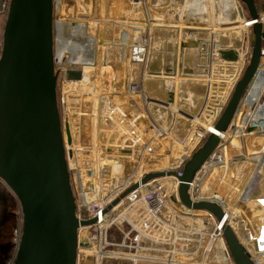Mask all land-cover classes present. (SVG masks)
<instances>
[{
  "label": "rangeland",
  "instance_id": "rangeland-1",
  "mask_svg": "<svg viewBox=\"0 0 264 264\" xmlns=\"http://www.w3.org/2000/svg\"><path fill=\"white\" fill-rule=\"evenodd\" d=\"M130 1H140V7L138 8L142 10V13H143V15L141 13L142 16L135 15L138 8L136 7V5H133L134 8L128 6L126 4V0H81V1L80 0H54V4H53L54 6V9H53L54 38H55L54 46H55L56 58L57 56L59 58H61L62 56L61 51L63 47H61V45L62 44L65 45L68 41H71V39L75 43H78V44L85 43L89 39L90 40L92 39L94 41V42L92 41L94 45L90 47V54L88 55L85 54L84 56V58H86L87 63L88 62L90 63V59L93 58L94 55L92 53H96L97 55V60H96L97 62L96 64L94 63V65H89L87 63L85 65L68 64L67 59L70 58L71 56L70 54H67L66 59H64L65 62L63 61L67 69L83 71L84 67L86 66L93 67V69L90 68L92 71L90 72L91 83L87 84L89 85L90 88L89 87L85 88V86H80L78 90L76 88L66 89L65 81L69 79L67 76L68 73L66 72V68L65 69L63 68L62 70H59L58 68L57 70L56 69L57 67H55L56 72H58L57 101H58V107H59V111H60V115H61V119L63 123V131H64V139L66 143L67 158L72 163H74L75 161L74 159H76L75 158L76 154H78L82 158L84 154V148H90L93 151V152L91 151L93 153V156H90V163L88 164L82 163V165L78 163H75V164L77 165V167L81 169H83L82 168L83 164L86 166L87 165L97 166L99 164L98 161L100 160V157L98 156L99 155L98 151L100 150L106 151L104 147L109 148V145L112 147L113 143H117V147H115L116 145H114V148L116 150L115 151L116 156H119L118 158H116V160L119 161L116 165H119V163L122 162V166L126 168L125 169L126 176L122 177L123 180L121 179L119 180V182L115 184L114 181H111L112 179L110 180L111 176L108 172H107L108 173L107 175H105V173L103 175L101 174L103 167L104 168H106V166L109 167V163L106 164L102 158L101 160L103 164L100 167L98 166L99 167L98 168L99 178L98 180H96V190L94 191L97 195L98 193L99 195L108 194L110 193V191H112L116 187H121L123 183L125 184V182L127 181H134L138 177L139 171L142 172V173L140 172V174L142 175H145V173L147 172H153V171H161V170L173 171V168L179 165L178 164L179 157L184 152L183 143L185 142L186 137L189 135L191 129L195 130L196 128H201L202 126H205V125H200V124L194 125L193 121L191 120L188 121L187 119L181 118V116H178L180 117V119L178 120V122H176V125L173 126L171 124L174 119L173 112L171 110L167 111L166 110L167 104H165L167 102H170L172 97L173 99L176 97L175 99H176L178 107H180L181 109H185L186 111L193 114L194 116L199 115L201 109L204 108V111H203L204 115H206L207 117L211 115L213 116L212 118L214 119V114L211 113L209 108L208 109L206 108L209 105L204 104L202 107L203 98H204L205 90H206V84H205V80H203V77L201 80H197V81L188 80L185 82H181L182 81L181 80L179 81V83L177 82V80H175L176 75H177L175 72L178 69L175 67L176 58L179 56H181L180 58L181 61H180V66L178 63L177 67L179 66L181 70H184L185 68V71L183 72L185 75L189 73L190 67L192 66H194L193 68L197 69V72L195 71V69L192 71H194L196 74H202V76L204 75L203 72L200 71L201 69L199 67V58L197 55V50H200L199 39L195 38L193 35H190L188 36V38H186L185 40H182L180 43L179 42L180 34L179 33L175 34V32L171 34L167 30L168 27H166V37L160 39L158 44H155L154 41L156 40H151V39L152 38L155 39V36H158L159 34H161V32L164 30L163 28L165 25L158 26L159 25L158 22L160 21H157V20L159 17L155 18L156 16L153 17V15L151 16L148 15L147 9L148 7H150L148 0H130ZM179 1L181 2L179 3L180 6L177 4V6L179 7L183 6L184 3H186L185 0L184 1L179 0ZM202 1H203L202 4L204 5V3L208 4L207 1L209 0H202ZM229 2L232 3L231 6H229L230 10H232L233 7L236 6V10H237L236 17H238V21L237 22L235 21L234 23H232V21L230 23L215 22L216 25L219 26L217 28H227L228 26H238V25L242 26L244 24L243 23L244 22L243 11L241 9L240 1L239 0H229ZM254 2H255L257 11L264 12V0H254ZM242 4L244 6L247 16L250 15L248 8L247 10L245 8L246 7L245 3L242 2ZM166 5L168 4L166 3ZM187 5H186L185 13H184V16H185L184 20L189 19V17L193 19L195 15L197 14V11L194 12L195 10L193 9V6L189 7V5L188 6ZM238 11L241 13V16H239L240 14ZM205 14L206 13L203 10L201 15L200 16L198 15V17L202 18ZM163 19H165V17ZM208 20H211V15L208 16L207 21ZM190 24H194V23L193 22L187 23L186 26L191 27L189 29H192L193 28L192 26H197V25H190ZM3 28L0 30V55H1L2 44H3ZM138 28H140L139 30H142L143 32V33L140 32V35L142 34V36L144 37L145 36H147V38L149 37L148 39L149 45L152 44L151 43L152 41L154 43L152 44V46L155 45V47L151 46V48H149L150 56H149L148 68L146 71H145L146 65L142 63L132 62L131 60H129V58H125L123 56L124 47L128 45L127 43H129L128 47L129 46L131 47V45H133L132 44L133 40H135L134 37L139 34L137 31ZM189 29L187 30V32L192 31ZM124 30H128L129 36H130V39H129L130 42H126V44L120 41V40L124 41L123 39H126L125 37H122ZM198 30L202 31L203 29L198 28ZM198 30L196 31V33L198 32ZM238 30H239L240 35H241V32H243L242 36L238 35L240 39L243 41V36H244L243 28H238L235 30V32L233 31L232 33H234V36H235ZM212 33L214 35V32ZM251 33H253V29ZM207 36L209 37L210 34H208ZM220 36H222V34ZM226 36L230 37L231 35L228 32V33H225L224 37L227 38ZM237 39L238 38H235L234 41H229V42H227L226 39H225L226 41L223 39L222 40L223 46L235 45L236 47H239L238 43L240 41H238ZM192 40L194 42H192ZM214 40L217 41L216 35H215V38L212 39V41ZM202 42L203 41L200 40V43ZM204 44H207V43H204ZM250 44H251V41H250ZM177 46L179 47L181 46V51L179 48L177 50ZM262 46L264 47V40L262 41ZM207 47H211L210 48L211 52L213 51V48H215L211 43L207 44ZM150 49H151V53H150ZM194 49L196 50L194 51ZM154 50L158 51L159 53L154 52ZM178 51L179 53L181 52V55L177 53ZM111 52L112 54H110ZM175 52L177 53L178 56L175 54ZM189 52L192 54L191 56H188V58L190 60L193 59L192 61L195 62L194 65L190 62L189 64H187L185 61H182V57H183L182 55L184 53H189ZM224 59L222 57L214 58L212 59V62H211V59L207 58V62L212 63L213 68L217 67L215 76H214L215 79H218L220 77L218 74V68L221 66H224L225 62H227ZM227 60L230 61L228 63H238L239 62V61L232 62L231 59H227ZM61 63L62 62L59 61L57 65H61ZM122 65H125L129 68L128 69L126 67L127 72L124 74L125 76H123L126 81L123 79L122 75H118V73H116V70H119ZM228 70L230 71V69ZM145 72H147L148 76L151 77L150 79L151 84H150L149 78H147L146 81H143V75ZM223 72H221L220 75L224 76ZM181 73L182 72H180V74ZM168 75L171 77V79L174 82L172 84L173 87L169 86L173 88L171 90H169L168 89L169 87L167 86V84H165L167 83L166 78H163ZM138 82L141 83L143 87L142 91L132 92L130 90L131 84L138 83ZM120 84H122V86H120ZM165 85H166V88H165ZM122 89H124V91H122ZM212 89L213 88H211L209 94H212L213 92ZM119 91L120 93H116ZM116 94H119V96H123L121 100L122 102L121 107L124 105V108H118V109L116 108L118 107L116 105L119 102L116 98L117 96ZM105 98L107 99L109 98V100L112 99L111 107L114 109V112L111 110H108V113L110 115V119L112 120V122H114V125L112 124L110 119L107 120L105 118V111H106V108H105L106 103L104 100ZM152 101L153 102L164 101V106L162 107L157 103L156 104L151 103ZM208 102L210 104V99H208ZM263 103H264L263 100H261L258 103V105L263 104ZM95 104L98 106L97 107L98 109L95 108ZM243 105L244 103L240 105L239 110L237 111L232 121L233 123H236V125L240 123L243 115L245 118L249 115L247 111L252 110L253 112V110L255 111L257 107V104H256L253 107H250L249 110L243 111V113L241 114L242 115L241 119L237 122V117L239 115L238 113L243 108ZM211 106H216V105L213 104ZM204 115L202 113L201 117H204ZM213 119H211V121L210 119H208V122H207V120H205L204 118L203 121H206V123L209 124L213 121ZM102 120H104L105 122L103 126L101 124ZM125 122H127L128 125ZM121 123L127 126L122 125ZM109 124L110 125L112 124V126H110ZM71 125L74 126V129L71 128ZM153 125H154V128L158 126L159 129H162L161 134L155 135L154 130H153L154 129ZM112 127L113 129H111ZM67 129H69L70 131L69 135L67 133ZM110 129L114 132L110 131ZM128 130L131 134L128 132ZM233 133L235 132L233 131ZM138 136H141L144 140H148V141H150V139L152 140L154 144L153 154L146 156V154L142 155L140 149H137V150L133 149V146L137 147V145H140L139 140L141 138H138ZM106 142H109L108 146L103 145ZM204 142H205V139H203L202 142L194 149V151H192L191 155H193V153L199 147H201ZM140 147L141 146H139V148ZM95 152H97L98 155ZM101 153L104 154V152H101ZM125 154H128V156H131V157L123 158V156H126ZM167 154L168 156H166ZM252 156L254 157V155ZM230 157H232L231 163L234 162V167H235V168L230 169V172H232L231 174L233 175L232 182L234 185H236L234 189L235 192L232 195L233 198L235 199L234 201H236L235 203L236 205L233 207V210L239 213L245 211L248 214V212L245 209L246 206L242 204V197L244 196L245 192L248 190L247 183L250 182V180L254 177V174L257 172L258 162H256L257 163L255 166L256 168H254V171L251 173V171H249V165L247 168L242 166V164L244 163L243 161L246 159V157H244L243 154L231 153ZM137 158L138 159L140 158L141 163H137L138 162ZM154 158H157L158 160H152ZM122 159H126V160H122ZM154 161H157V162H155V165H152V167L155 166L156 169L150 168L151 166L150 164L153 163ZM172 163H175V164H172ZM137 164L140 165V169L137 170V168H135L136 169L135 170L134 167ZM79 165H81V167ZM184 166H183V169H184ZM106 169L108 170V168ZM260 171L261 172L259 174H261L264 177V168H261ZM203 176L205 178L207 174L203 173L202 175L200 174L198 176L199 178H202L201 182L204 179ZM258 176L257 177L255 176V178L257 179ZM161 179L162 181L168 184V187H171L170 184L173 181V179L170 178V176H166V177L163 176ZM103 183H105V185L109 183L108 190L106 191V193H104L105 191L104 192L102 191L103 188L100 189L98 185V184L102 185ZM262 185L264 186V182L263 183L258 182L257 184L258 187ZM209 186H211L212 190L215 191L216 193L224 195L225 199H226V196L229 195L228 192H223L219 184H216V186L210 184ZM249 191L250 189L247 191V193ZM261 191H262L261 188H259V190L255 192L258 193ZM175 204L177 206L179 205L181 206L180 203H178L179 205L177 203ZM123 207H125V205H123ZM181 207L183 208V206ZM190 212H193V211H190ZM199 212H202V211H199ZM263 215H264L263 212H259L257 213L256 217L258 221L260 222V224L262 225V228L264 230V216ZM182 217L183 219H179L177 223H174L176 226L177 225H181V226L189 225L196 231H200L201 229H203L205 232H202L201 234L205 233V235L208 233L207 231L212 229L211 226H207L208 223L210 224L212 223L213 221L212 219H209L210 222L205 223L202 220H194L193 216L192 217L182 216ZM122 235L123 234L121 233L120 230L112 229L113 239L120 240L122 238ZM263 235L264 234H262L261 236H257V235L253 236V237H257L260 239V242H261L260 245L262 248L264 247V244H263L264 242H262L264 241ZM157 236L160 237V240L164 241L165 245H166V239L169 240V237H170V235L165 236L162 234L160 235L159 233L157 234ZM198 237H199L198 235L192 234V238L197 239ZM206 240L208 241V237L205 238V242L202 243V246L197 253L193 255L182 254V253L173 254L174 260L179 261V262L181 261L187 264L199 263L202 258L201 251L207 243ZM167 247L168 249L172 248L173 250L178 249V247H175V248L172 247L171 244L167 245ZM217 254H219V252L215 251L213 254L214 256L213 258H215ZM159 255L161 254L155 253V256H159ZM165 255L167 257L168 253L166 252ZM89 261H90V264H94L93 257H91ZM106 264H131V263L129 261H117V260L111 259Z\"/></svg>",
  "mask_w": 264,
  "mask_h": 264
},
{
  "label": "water",
  "instance_id": "water-1",
  "mask_svg": "<svg viewBox=\"0 0 264 264\" xmlns=\"http://www.w3.org/2000/svg\"><path fill=\"white\" fill-rule=\"evenodd\" d=\"M252 18H258L254 0H242ZM54 0H10L0 55V178L20 201L23 234L14 264H76L79 222L71 185L63 123L57 101L55 70ZM263 24L253 26L252 57L215 124L228 131L254 78L262 57ZM237 59L234 50L222 51ZM69 79H81L82 70L68 69ZM69 135L70 131L67 129ZM211 133L187 160L182 174L153 171L129 186L106 209L147 181L175 175L180 180L179 197L184 205L224 217L214 201L193 202L189 195L196 172L220 144ZM223 235L235 264H255L227 223Z\"/></svg>",
  "mask_w": 264,
  "mask_h": 264
},
{
  "label": "built area",
  "instance_id": "built-area-1",
  "mask_svg": "<svg viewBox=\"0 0 264 264\" xmlns=\"http://www.w3.org/2000/svg\"><path fill=\"white\" fill-rule=\"evenodd\" d=\"M239 1L241 3V9L243 11V17L246 24L243 41H241L239 47H236L235 45H226V47L219 44L215 47L214 51L210 52L211 47H207V44H204L212 38L211 36H209L207 38L205 37L206 39L204 43H200L199 40L200 50H197L199 67L201 69L200 71H202L204 74L203 80H205L206 84L202 107L204 104L209 105L206 108H209L211 113L214 114V119L211 122V125L214 128L217 120L224 110V106L226 105V103H228L237 82L242 77V74L247 68L252 57L253 46L251 41V32L253 26L256 22H261L264 25V12H258L259 15L256 19L252 18L251 15L247 16L242 4L243 1ZM1 5L3 11L7 13L9 10L10 0H1ZM245 8L247 10V6ZM148 39L149 37L147 38V36H142V39L132 47L130 56H128L129 60L146 65L147 53L149 52L150 48ZM230 49L235 50L237 54V60H240L238 75L232 80V78L226 76L224 72L223 74L225 77L219 74L221 78L219 77V80H215L214 76L217 67L213 68L212 63L207 62V58H210L211 62L214 58H223L222 51ZM261 53L262 57L259 68L245 91L241 105L242 103L246 102L245 99H247L250 95V91L257 79L259 80L262 78V80H264L263 46L261 49ZM123 56L125 58L127 57L125 54ZM58 60L62 62L61 65H57V63H59ZM225 60L229 61L227 59ZM55 67H57V70L58 68L59 70L66 68L64 62L61 61L58 56L57 58H55ZM66 72H68L67 68ZM145 77L146 73H144L143 75V81L145 80ZM210 82L217 83L216 85H218L219 87L220 92H218L219 95L217 98L209 94ZM172 87H169L168 89L171 90L173 89ZM142 88L143 87L141 83L138 82L131 84L130 90L132 92H141ZM209 96L210 104L208 102ZM104 100H108L109 109L106 108L105 118L109 120L110 115L108 113V110L114 112V109L111 107L112 105H110L111 101L109 100V98H105ZM252 100L253 103L256 104H258L261 100H263L264 102V92H261L260 95L256 98L252 97ZM213 104L216 106H211ZM236 126V123L231 122L230 127L226 132H220L215 129L217 131L216 133H218L221 137V142L196 172L189 190V195L193 202L207 200L217 202L222 207L224 212V217L221 221L217 220V218L209 211L195 210L184 205L179 197L180 180L175 175H165V177L173 176V190H171L172 186L168 187V184L166 182L159 180L158 178L160 177L153 178L144 184L140 183L137 188L129 192L124 198L120 200V202L106 211L107 207L121 193H123L129 186H131L132 183L134 184L136 182H139L142 177H144V175L139 174L134 181H127L125 182V184L123 183L121 187L113 189L108 194L97 195L95 192L92 193V180L88 179L87 175L85 174V172L87 173V171H84V169L77 167L75 163H72L67 158L70 170L71 185L75 196L76 217L78 218L79 222L94 219V222L92 223H80L79 225L76 264H90L89 260L91 257L94 258V264H106L111 259L117 261H129L131 264H187L181 261L179 262L174 260L173 254L182 253L193 255L197 253L202 246L201 233L205 232L203 229H201L200 231H196L189 225L176 226L174 224L177 223L179 219H183L182 216H184L185 214H189L190 211H203L207 214L206 216H209L213 219V222L210 224L212 229L207 231L209 232V236H207L208 241L201 251V261L196 264H226L227 261H232L233 264H235L223 235V228L227 223L232 227L239 241L245 247L246 251L250 254V257L252 258L254 263L264 264V247H261L259 238L253 237L251 233L248 235L245 233L244 229L248 227V225L246 224L247 222L244 214L242 212L239 213L237 211H231L224 199H220L214 194H201L200 192V184L202 178H199L198 176L200 174L202 175L203 173L207 174L208 169L212 164L223 162L226 159V153L223 148L222 140L224 139V136L229 132V130L236 129ZM157 127L154 128L153 125L155 135L161 134L162 131V129H159V127ZM196 129H192L190 131L189 135L186 137L185 142L183 143V150L186 151L191 146L190 151L182 159H180L179 157V165L173 168V171H176L180 175L182 174L183 166L192 156V151H194V149L202 142L203 139L206 140V138L211 133L215 132L211 129L205 128V126L198 128L197 132ZM138 138L141 139L139 140L140 145H137V149H140L142 155L146 154L147 156L153 154L154 144L152 140H144L141 136H138ZM139 146L141 147L139 148ZM261 166L262 168H264V163ZM257 174L259 175V172ZM0 183L10 190L17 201V226L13 231L12 238L14 248L11 257L6 262V264H14L23 234V213L20 201L18 200L17 196L7 186L2 178H0ZM259 188H261V186L258 187L255 191L259 190ZM260 193L261 192H258L260 196L264 197V194ZM255 194L257 193L255 192ZM175 203H180L183 208H188L189 213H186V208L183 209L179 204V206H177ZM123 205H125V207H123ZM238 218L241 220L239 232H241L242 237L239 236V233L234 228L233 222ZM112 229L121 231L123 235L120 240L113 239ZM158 233L165 236L170 235L169 240L166 239V245L164 241L160 240V237L157 236ZM192 234H196L199 237L197 239L192 238ZM220 240L222 241V243ZM169 244H171L174 248L178 247V249H168L167 245ZM215 251H218L219 254H217L214 258L217 261L213 262L210 260L214 257L213 254ZM166 252L168 253L167 257L165 255ZM155 253L161 255L155 256Z\"/></svg>",
  "mask_w": 264,
  "mask_h": 264
},
{
  "label": "bare ground",
  "instance_id": "bare-ground-1",
  "mask_svg": "<svg viewBox=\"0 0 264 264\" xmlns=\"http://www.w3.org/2000/svg\"><path fill=\"white\" fill-rule=\"evenodd\" d=\"M81 1V0H80ZM150 0H148V2H149ZM161 1H163V0H151L150 1V3H149V5H150V7H152V13H153V17L154 16H156V18H158V20H163V18L165 17V15H161V14H159L158 15V13H156V14H154L155 13V8L157 9L158 8V6H160V5H157V4H159V3H161ZM78 2V1H77ZM208 2V4H206V3H204V5L202 4L203 3V1L202 0H198V1H196V8L198 9V11H200V12H202L203 10H204V12L206 13V9L208 10V8H209V6L211 5V2H215V3H217V5H218V7H219V10L220 11H226L227 9H228V7H229V5H230V2H228V0H226L225 2H223V8L225 9V10H223L222 8H220V5H219V2L218 1H214V0H209V1H207ZM157 3V4H156ZM198 3H200V4H198ZM93 5V4H92ZM106 6V5H105ZM92 7V6H91ZM97 9V8H96ZM106 9V8H105ZM114 10V9H113ZM105 12V11H104ZM109 12V11H108ZM165 12V11H164ZM208 12V11H207ZM85 13V12H84ZM95 13V12H94ZM96 13H98V12H96ZM141 13H142V10H141V12H140V16H142L143 15V13H142V15H141ZM160 13V12H159ZM165 14V13H164ZM239 14H241L240 12H239ZM166 16H168V14H166ZM167 25V24H166ZM201 25V24H200ZM181 27V26H180ZM204 27H206V26H204ZM209 27V26H208ZM198 28H200V27H198ZM241 28H243V31L246 29V24H245V26H243V27H241ZM140 28H138L137 29V31H138V35L137 36H135L134 38H135V40H133V45H131V47L129 46L128 47V45H129V43H127L128 45L127 46H125L124 47V53L125 54H127V53H129L130 54V51H131V49H132V47L133 46H135L136 45V43H138V41H140L141 39H142V34L140 35V32H142V30H139ZM201 29V28H200ZM155 30V29H154ZM235 30L236 29H232V30H228V31H234L235 32ZM225 31H227V30H225ZM225 31H216V33L213 35V31H211V32H209V33H207L206 32V30H202V31H199L198 30V32H197V35H196V38L197 39H199V40H201V41H203L202 43H204L205 42V39L208 37L207 35L208 34H210V36L212 37L209 41H207V44H212L214 47H216L217 45H223V42H222V38H225L224 37V35H225ZM128 35L125 37L126 39H123L124 41H122V40H120L121 42H123V43H125L126 44V42H130L129 41V39H130V36H129V32H128V30H127V32H126ZM143 33V32H142ZM187 33V36H190L193 32L192 31H188V32H186ZM219 33H220V35L222 34V37H221V39H217V41L216 40H214V41H212V39L213 38H215V35L217 36V35H219ZM242 34H243V32H241V35H240V33H239V31H237V33H236V35L238 36V35H240V36H242ZM153 35V34H152ZM194 35V34H193ZM231 35H232V33H231ZM236 36V37H237ZM206 37V38H205ZM187 38V37H186ZM228 38V37H227ZM179 39H180V36H179ZM195 39V38H194ZM95 40V39H94ZM151 40H156V38L155 39H151ZM181 41H182V39H180L179 40V42L181 43ZM216 41V42H215ZM226 41V40H225ZM231 41V40H230ZM242 41V40H241ZM157 42H159V41H154V43H157ZM192 42H194L193 40H192ZM228 42V41H227ZM152 44H154L153 43V41L151 42ZM178 43V42H177ZM176 43V44H177ZM152 44L150 45V48H151V46H152ZM183 44V43H182ZM195 44V43H194ZM178 45V44H177ZM198 45V44H197ZM154 47H155V45H153ZM152 46V47H153ZM161 46V45H160ZM182 46V45H181ZM181 46L179 47V46H177V50H178V48L180 49V51H181ZM68 52L69 53H76L77 51H86V52H90V45L89 44H83L82 46H78L72 39H71V41H70V43H69V46H68ZM102 48V47H101ZM111 48V47H110ZM161 48V47H160ZM107 49V48H106ZM116 49V48H115ZM100 50V49H99ZM109 50V49H108ZM114 50V49H113ZM118 50V49H117ZM176 50V51H177ZM215 50V48H213V51ZM104 51V50H103ZM112 51V50H111ZM195 51V50H194ZM109 52V51H108ZM113 52V51H112ZM112 52L110 53V54H112ZM118 52V51H117ZM150 52H151V49H150ZM211 52V51H210ZM177 53H179V51L177 52ZM177 53L175 52V54L177 55ZM94 56H93V58H88V59H90V63L88 62L87 63V61H86V63L87 64H89V65H94V63L96 64V60H97V55H96V53H92ZM119 54V53H118ZM180 55H181V52L179 53ZM191 54L192 53H184L182 56V61H185L187 64H189V62L190 63H192L193 65H194V61H192V60H190L189 58H188V56L190 55L191 56ZM109 55V54H108ZM107 55V56H108ZM130 56V55H129ZM149 56H150V54H149V52L147 53V59H146V68H145V71L147 70V68H148V62H149ZM178 56V55H177ZM72 58V56H70V58L69 59H67V63L68 64H83V65H85V61H79V60H75V59H71ZM106 58V57H105ZM116 58V57H115ZM126 58H128V55H127V57ZM181 56H179V57H177L176 58V62H177V65H178V63H179V66H180V61H181ZM221 58V57H220ZM64 59H66V56L65 57H63V56H61V58H60V60L61 61H64L65 62V60ZM225 60V59H224ZM264 60V59H263ZM95 61V62H94ZM100 61V60H99ZM237 61H239L238 63H226L225 64V69H226V71H229L228 69H230V71L232 70V71H237V74H238V72H239V68H240V60H235V61H233L232 60V62H237ZM227 62H230V61H227ZM102 63V62H101ZM98 64V63H97ZM218 65V64H217ZM102 66V65H101ZM179 66L178 67H176V68H178L177 70H176V79L175 80H177V82L179 83V81H181V82H185V81H188V80H193V81H197L196 79L197 78H201V77H203L202 76V74H196L194 71H192V70H194L195 68H193L194 66H192V67H190V70H189V73L187 74V75H185L183 72L185 71V68H184V70H181V68H179ZM125 67V68H124ZM127 66H125V65H122L121 67H120V69L119 70H116V73H118V75H122V77L123 76H125L124 74L127 72V68H126ZM222 67V66H221ZM90 68H92L93 69V67H85L84 68V70H83V77L81 78V79H68V80H66L65 81V84H66V89H79L80 88V86H85V88H88L89 87V85H87L88 83H91V75H90V72H92L91 71V69ZM173 68V67H172ZM175 68V69H176ZM129 69V68H128ZM199 69V68H198ZM195 71L197 72V69H195ZM149 72V71H148ZM180 72H182L181 74H180ZM191 72V73H190ZM193 72V73H192ZM146 73V77H145V80L144 81H146V79L147 78H151L150 76H148V73L147 72H145ZM190 74H192V77H190ZM237 74H236V76H235V78L237 77ZM181 75V76H180ZM184 75V76H183ZM127 76V75H126ZM169 76V75H168ZM166 76L167 77V86L169 87V86H172V84L174 83L173 82V80L171 79V77L169 76ZM177 76H179L178 77V79H177ZM95 77V76H94ZM174 77V76H173ZM97 78H99V77H97ZM123 79H124V77H123ZM264 79V78H263ZM97 80V79H96ZM119 80V79H118ZM118 80H117V82H118ZM125 80V79H124ZM200 80V79H199ZM217 80V79H216ZM126 81V80H125ZM97 83V82H96ZM146 84V83H145ZM170 84V85H169ZM177 85V84H176ZM214 84H212V82H210V90H211V88H213L212 89V93H214L215 95H217L218 94V92H220V90H219V88L218 87H216V86H213ZM91 86H93V85H91ZM120 86H122V84H120ZM124 86V85H123ZM178 86V85H177ZM180 87V86H179ZM90 88V87H89ZM124 88V87H123ZM86 91H88V90H86ZM122 91H124V89H122ZM84 92V91H83ZM261 92H264V80H262V78L261 79H257V81L254 83V85H253V87H252V89H251V91H250V95L248 96V98L247 99H245V103H244V105H243V108L240 110V112L238 113L239 115H238V117H237V122L241 119V114L243 113V111H247V110H249V108L250 107H253L254 105H256V103H253V100H252V97H254V98H256V97H258L259 95H260V93ZM116 93H120V91L119 92H116ZM75 94V93H74ZM82 94V93H81ZM71 95V94H70ZM117 96H116V98H117V100L119 101L118 103H117V105L116 106H118V107H116L117 109L118 108H124V105L121 107V100H122V97L123 96H119V94H116ZM173 95V94H172ZM73 96V95H72ZM80 96V95H79ZM128 96V95H127ZM113 97V96H112ZM115 97V96H114ZM176 98V97H175ZM173 99V97H172V99H171V101L170 102H167V101H165V102H167V103H165V104H167L166 105V110L167 111H169V110H171L172 112H173V116H174V119H173V122L171 123L173 126L175 125V123H176V121H177V119L178 118H180V117H178V116H181V117H184V116H186V115H193V114H191V113H189L188 111H186L185 109H181L180 107H178L177 106V102H176V99ZM110 101H112V99H110ZM124 101V100H123ZM134 102V101H133ZM70 103V102H69ZM105 103H106V107L105 108H107L108 106H109V104H108V100H105ZM104 103V104H105ZM155 104V103H154ZM253 104V105H252ZM111 105V104H110ZM252 105V106H251ZM98 106L95 104V108H97ZM98 109V108H97ZM108 109V108H107ZM123 110V109H122ZM104 111V110H103ZM110 112V111H109ZM248 112V116L245 118L244 117V115L242 116V119H241V121H240V123L236 126V129H234V130H229V132L224 136V139L222 140V143H223V148H224V151H225V153H226V159L223 161V162H218V163H214V164H212L210 167H209V169H208V172H207V176L203 179V181L201 182V184H200V192H201V194H205V193H208V194H214L216 197H218V198H220V199H224V201H226V203H227V205H228V207H229V209H231V211H234L233 210V207L236 205L235 203H236V201H234V199L232 198V194H233V190H234V188H233V175L231 174L232 172H230V169H232V168H235L234 167V162L233 163H231V160H232V157H230V154L231 153H238V154H243L244 155V157H246L247 156V153H248V151H247V148H246V145H245V140H246V137L247 136H253V137H260V136H264V103L263 104H260V105H258L257 104V107H256V109H255V111L253 110V112H252V110H249V111H247ZM87 115H89V114H87ZM94 115V114H93ZM196 115V114H195ZM114 116V115H113ZM198 116V115H197ZM93 117V116H92ZM213 116H209V118L208 119H210V121H211V119H213L212 118ZM117 118V117H116ZM126 118V117H125ZM88 121V120H87ZM95 121V120H94ZM122 121V120H121ZM191 121H193V123L194 124H197V123H199L200 125H203L202 123H200L199 121H197V119L196 118H193V119H191ZM196 123H195V122ZM236 121V120H235ZM150 122V121H149ZM126 124H127V122H125ZM120 124V123H119ZM122 124V123H121ZM98 125V124H97ZM122 125H125V124H122ZM128 125V124H127ZM127 125H125V126H127ZM128 128V127H127ZM205 128H207V129H211L212 131H215V132H217L216 130H215V128L211 125V123H210V125H206V127ZM122 129V128H121ZM135 129V128H134ZM134 131V130H133ZM233 131L235 132V133H233ZM99 132V131H98ZM124 132V131H123ZM128 132H129V130H128ZM135 132V131H134ZM130 133V132H129ZM138 133V132H137ZM125 134H126V132H125ZM131 134V133H130ZM120 135V134H119ZM124 136V135H123ZM128 136V135H127ZM233 140H238L240 143H241V145H240V147L239 146H237V148H238V150L233 146V143H232V141ZM119 142V141H118ZM72 145V144H71ZM126 146V145H125ZM128 146V145H127ZM190 151V150H189ZM189 151H187L185 154H184V157L188 154V152ZM123 154V153H122ZM261 156H264V152H261V153H259ZM126 156H123V158H126V157H131V156H128V154H125ZM157 155H159V154H157ZM166 156H168V154L166 155ZM252 156V155H251ZM79 157V155L78 154H76V159H74L75 161H74V163H78V164H81L82 165V162L83 161H81V159H79L78 158ZM119 156H116V158H118ZM160 157V156H159ZM252 159L253 160H250L249 161V171H251V173L254 171V168H256L255 166H256V162H259L258 164H257V172H259L260 171V169L262 168V164L264 163V160H261V158L260 159H256V156H254V157H252ZM122 160H126V159H122ZM121 160V161H122ZM152 160H158L157 158H154V159H152ZM151 160V161H152ZM246 160V159H245ZM137 163H141V160H140V158L138 159L137 158ZM81 162V163H80ZM119 161L117 160V163H118ZM126 162V161H125ZM155 162H157V161H154L153 163H151L150 165V168H155V166L154 167H152V165H155ZM116 163V164H117ZM121 164V165H120ZM170 164H171V162H170ZM255 164V165H254ZM81 165H79L80 167H81ZM135 166H137L136 168H137V170L138 169H140V165L139 164H137V165H135ZM159 167V166H158ZM82 168L84 169V171L86 170L87 171V173L85 172V174L87 175V177L90 179V180H92V184H91V187H92V193H94V191L96 190V180H98V178H99V176H98V168H97V166L95 165H92V166H90V165H84L83 164V166H82ZM89 170H88V169ZM122 168V169H121ZM125 169L126 168H124L123 166H122V162H120L119 163V165H115L114 166V173L113 174H111L110 176V180L111 181H114V183L116 184L117 182H119V180H121L122 179V177H125L126 176V174H125ZM156 169V168H155ZM164 169V168H163ZM131 170V169H130ZM136 170V169H135ZM122 171V172H121ZM140 172L141 171H139L138 172V175L140 174ZM257 172L254 174V175H256L257 174ZM142 173V172H141ZM104 174V172L102 173V175ZM118 174H120V175H118ZM225 175H227V178H228V180H230L231 179V181H229L228 183L229 184H232L230 187H229V185H227V188H226V191L225 190H223V183H222V181H223V176H225ZM115 176V177H114ZM162 177H160V178H158L159 180H162L161 179ZM170 178H172V179H174L173 178V176H170ZM118 180V181H117ZM123 180V179H122ZM227 180V181H228ZM251 181V180H250ZM110 183V182H109ZM108 183V184H109ZM219 184L220 185V188L223 190V192H228L229 193V195H227L226 196V199L224 198V195H221V194H218V193H216L215 191H213L212 190V187L211 186H209L210 184H212V185H215L216 186V184ZM108 184L107 185H105V183H103L101 186H102V191L104 192V193H106V191H107V189H105L107 186H108ZM122 184V183H121ZM175 184V183H174ZM248 185H247V188H248V190L250 189V187H251V185H250V182L249 183H247ZM104 185V186H103ZM101 186H100V189H101ZM118 186V185H117ZM170 186H172L171 187V190H173V185H172V182H171V184H170ZM94 187H95V189H94ZM235 187H236V185H235ZM117 188V187H116ZM237 189V188H236ZM247 190V191H248ZM101 191V192H102ZM247 191L245 192V194H244V196L242 197V199L245 197H247ZM99 194V193H98ZM241 200V199H240ZM234 203V204H233ZM167 207H170V206H167ZM185 209V208H184ZM186 210V213H189V211H188V208L187 209H185ZM207 214L205 213V212H190L189 214H185L184 216L185 217H194V220H202L203 222H210V221H208L206 218H209V219H212L211 217H209V216H206ZM264 216V215H263ZM204 217H206V218H204ZM213 220V219H212ZM239 221H240V219H236L233 223H234V228L236 229V231H238L239 230ZM213 222V221H212ZM207 226H210V223H208L207 224ZM209 233V232H208ZM208 233L205 235V233H203V234H201V240H202V242L201 243H204L205 242V238L207 237V236H209L208 235ZM207 241V240H206ZM221 241V240H220ZM221 243H222V241H221Z\"/></svg>",
  "mask_w": 264,
  "mask_h": 264
},
{
  "label": "crops",
  "instance_id": "crops-1",
  "mask_svg": "<svg viewBox=\"0 0 264 264\" xmlns=\"http://www.w3.org/2000/svg\"><path fill=\"white\" fill-rule=\"evenodd\" d=\"M150 1H149V3H150ZM166 1H168V2H166ZM185 1H186V3H184L183 6L179 7L180 6L179 3H181L179 0H163L159 4L160 6H158L157 9L155 8V13L154 14L158 13V15L159 14L165 15V19H163V20H157V21H160V22H158V24H159L158 26H162V25L163 26L165 25V26L163 28L164 30L161 32V34H159L160 36L159 35L158 36H155L156 40L159 41L160 39L166 37V27H168L167 30L171 34L174 33V32H175V34H178L179 33L180 36H181L180 39L185 40L186 37L188 38L186 32H187V30L189 28H191V27H188L186 25H187V23H192V22L194 24H190V25H197V26H192L193 28L192 29H189V30H192L193 33L191 35L194 34L193 36L195 38H196V35H197L196 31L198 30V27H200L201 29L206 30L207 33H209L210 31H213L214 34L216 33V31H225V30H227L225 33H228L229 32L230 35H231V33L233 31L230 32L228 30L238 29V28H241V27L245 26V20H244V22H243L244 24L242 26L238 25V26H228L227 28H217L219 26H217L215 22L230 23L232 21V23H234L235 21L236 22L238 21V17H236V12H237L236 6H234L232 10H230V7H228V9L226 11H220L217 3L211 2V5L209 6L208 10L206 9V14L202 18H199L198 15L200 16L202 12L198 11V9L196 8V6H197L196 5V1H198V0H185ZM214 1H218L219 2V5H220V8H222L223 10H225L222 6H223V2H225L226 0H214ZM228 2H229V0H228ZM166 3L168 5H166ZM126 4L128 6H130V7H133V5H136L137 8L140 7V1H130V0L128 1V0H126ZM177 4L179 6H177ZM187 4L189 5V7L190 6H193V9L195 10L194 12L197 11V14L195 15V17L193 19H191V17H189V19L184 20L185 19L184 13H185V9H186V5ZM198 4H200V3H198ZM231 4L232 3H230L229 6H231ZM152 10H153L152 7H148L147 11H148V15L149 16L153 15ZM140 12H141V9L138 8L137 11H136V13H135V15H140ZM166 14H168V16H166ZM210 15H211V20H208L207 21V18ZM237 15H238V13H237ZM239 16H241V14ZM6 17H7V13H5L3 11L2 5H1V0H0V30L3 28V26H5ZM204 26H206V27H204ZM263 30H264V25H263ZM3 32H4V28H3ZM126 32H127V30H124V32L122 34V37H126L128 35ZM236 36L237 35L234 36V33H232V35L230 37H228V38H222V39H224V40L226 39L229 42L230 40L231 41H234L235 38H238L237 40L240 41L238 44L240 45L241 39H240L239 36H237V37ZM221 37L222 36H220V34H219V35L216 36V39H221ZM88 41H86L85 43H82V44H78V43H76V44L78 46H82L83 44H89L90 47L94 45V43H93L94 41L92 39L91 40L89 39ZM69 43H70V41H68L65 45L62 44L63 46L61 45V47H63L62 48V51H61L62 56L65 57V56H67V54H70L72 56L71 59H75V60H79V61H85V64H86V58H84V56H85V54L86 55L90 54V52H86V51L83 52V51H80L79 50L76 53H69L68 52ZM155 44H158V42L155 43ZM194 50H196V49H194ZM230 50H232V49H230ZM154 52L159 53L156 50H154ZM125 55L126 56L127 55L129 56L130 54L127 53ZM223 58H225V57L223 56ZM226 59H230V58H226ZM231 60H236V59H231ZM226 63H228V62H225V64ZM225 64H224V66L218 68V74H220L221 72L224 71L225 72V75H228V77H231L232 80H233L235 78L236 74H237V71H234V72H232V71H225L226 70L225 69ZM176 67H177V62H176ZM178 77H177V79H178ZM190 77H192V74H190ZM163 78H166V81H167V77H163ZM150 79L151 78H149V81H150ZM199 79L201 80L202 77L201 78H197L196 80H199ZM150 84H151V81H150ZM213 84H214L213 86L218 87V85H216L217 83H213ZM211 95H213L215 98H217L218 95H219V93L217 95H215L214 93H212ZM208 99H210V96L208 97ZM160 102H162V103H160ZM160 102H153L152 101L151 103H155V104L157 103V104H159L160 106L163 107L164 106V101H160ZM137 107H138V105H137ZM203 111H204V108L201 109L200 113L198 112L199 113L198 116L186 115V116L181 117V118H185L188 121H190L193 118H196L197 121H199L200 123H202L206 127V125H210V123L208 124V123H206V121H203V120L205 118V120H207V122H208V117L209 116L207 117L206 115H204V112ZM202 113H203L204 117H201V114ZM199 117H201V118H199ZM179 119L180 118H178L176 122H178ZM104 123H105L104 120H102V122H101L102 126L104 125ZM112 124L114 125V122H112ZM112 124L111 125L109 124V125L112 126ZM197 124L199 125V123H197ZM74 125H76V124H74ZM175 125H176V123H175ZM194 125H196V124H194ZM72 126L73 125H71V128L74 129V126L73 127ZM111 129H113V127ZM111 129H110V131H112ZM197 130H198V128L196 129V132H197ZM112 132H114V131H112ZM108 143L109 142H106L103 145H107L108 146ZM232 143H233V146L238 150L237 146L240 147L241 143L238 140H233ZM112 145H113L112 147L109 145V148L107 147L108 149L104 147V149L106 151H101V150L98 151L99 152V155H98L97 152H95L100 157V160L98 161L99 164L97 165V168H99L103 164L102 163V160H101L102 158H103V160H104V162L106 164L109 163V167L106 166V168H108V170L103 167L102 168V171H101V174L103 172L105 173V175H107L108 173L110 175L114 173V166L117 163L116 153H115L116 150L114 148V145H116L115 147H117V143H113ZM245 145H246V148H247L248 153H247V156H246V160L243 161L244 162L242 164L243 167H246L247 168L248 165H249V161L250 160H253L252 159L253 156H251V155L256 156V159H260L261 158V160H264V156H261L259 154L261 152H264V136H260V137H257V138L256 137H253L251 135L250 136H247L246 137V140H245ZM133 149L134 150H137V147H134L133 146ZM190 149H191V146L189 147V149H187L186 151L183 152V154L180 156V159H182L184 157V154L187 151H189ZM91 151H92V149H90V148H84L83 157L81 158L79 156L80 157L79 159H81V160L83 159L82 160L83 161L82 163H84V164L85 163H87V164L90 163V156H93V153H92L93 151L92 152ZM101 152H104V154L101 153ZM172 164H175V163H172ZM136 167L137 166H135L134 169ZM98 172H99V169H98ZM259 173H260V171H259ZM255 176L257 177L258 174L254 175V177L251 179V181H250V185H251L250 191L248 192L247 197L242 199V204L246 206L245 209L248 212V214L245 211H243L242 213L243 214L245 213L244 214V217H246V222H247L246 224L248 225V227H246L244 229L245 230V233L247 235L251 233L253 236H255V235L261 236L262 234H264V230H263L262 225L260 224V222L258 221V219H257L256 216H257V213H259V212H263V214H264V197L263 196H260L258 193L255 194L254 191L258 188L257 187L258 182L259 183H263L264 182V177L263 176H260V174H259L258 178L256 179ZM227 180H228L227 175L223 176L222 183H223V190H225V191H226L227 185H229V187L232 185V184H229L230 183L229 181H231V179L228 180V181ZM98 185H99V187L101 186L100 184H98ZM106 188L108 190V186ZM233 188L235 189V185H233ZM101 189H102V186H101ZM261 190H262L261 193L264 194V186L263 185L261 186ZM234 192L235 191L233 190V193ZM252 192H254V193H252ZM232 198H233V196H232ZM204 218H206V217H204ZM206 219L209 221V218H206ZM240 224H241V220L239 221V226H240ZM239 230L237 232L239 233V236L242 237V234H241V232H239ZM263 237H264V235H263ZM262 242H264V241H262ZM210 261H213L214 262V261H217V260H215L214 258H211ZM162 264H165V263H162ZM166 264H169V263H166ZM226 264H233V262L232 261H227Z\"/></svg>",
  "mask_w": 264,
  "mask_h": 264
},
{
  "label": "trees",
  "instance_id": "trees-1",
  "mask_svg": "<svg viewBox=\"0 0 264 264\" xmlns=\"http://www.w3.org/2000/svg\"><path fill=\"white\" fill-rule=\"evenodd\" d=\"M17 201L0 183V264H6L13 253V231L17 226Z\"/></svg>",
  "mask_w": 264,
  "mask_h": 264
}]
</instances>
